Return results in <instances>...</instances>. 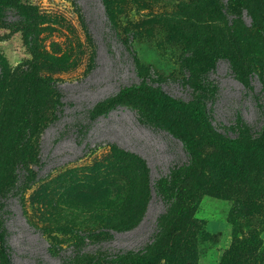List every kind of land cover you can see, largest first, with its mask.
<instances>
[{
	"label": "rangeland",
	"instance_id": "374dc122",
	"mask_svg": "<svg viewBox=\"0 0 264 264\" xmlns=\"http://www.w3.org/2000/svg\"><path fill=\"white\" fill-rule=\"evenodd\" d=\"M142 80L206 118L119 97ZM0 227L10 264L264 251V0H0Z\"/></svg>",
	"mask_w": 264,
	"mask_h": 264
},
{
	"label": "trees",
	"instance_id": "16d2710c",
	"mask_svg": "<svg viewBox=\"0 0 264 264\" xmlns=\"http://www.w3.org/2000/svg\"><path fill=\"white\" fill-rule=\"evenodd\" d=\"M1 59H3V57H1ZM119 97L131 98L142 105H150L156 110H163L167 107L183 109L188 111L191 116L197 120H203L207 115L205 110L199 104L174 97L165 90L151 84L147 80H142L139 83H133L121 88ZM19 104L20 101L15 103L5 123L6 134L4 136V140H8L11 135L13 136ZM181 137L186 141V137ZM241 140L242 139L240 138L228 139L223 144L225 150L233 154H240L241 152L246 151L249 147ZM0 236L1 238L3 237L1 227ZM260 245L261 238L259 237V233H254L253 235L245 237L236 243L229 254L225 255L222 264H233V259L241 251L250 252L252 255L254 254V260L249 262L247 261L245 264H264V251L260 250ZM8 259L10 264V256L7 251V246H5V249L1 247L0 260H5L7 262ZM137 264H157V261L155 258L142 257L137 259Z\"/></svg>",
	"mask_w": 264,
	"mask_h": 264
}]
</instances>
